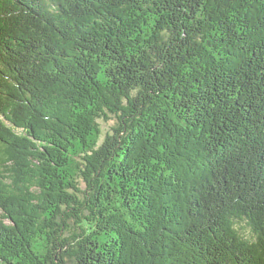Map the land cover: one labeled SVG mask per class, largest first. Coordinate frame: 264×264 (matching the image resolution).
Returning <instances> with one entry per match:
<instances>
[{"label": "trees", "instance_id": "16d2710c", "mask_svg": "<svg viewBox=\"0 0 264 264\" xmlns=\"http://www.w3.org/2000/svg\"><path fill=\"white\" fill-rule=\"evenodd\" d=\"M0 264H264V0H0Z\"/></svg>", "mask_w": 264, "mask_h": 264}]
</instances>
